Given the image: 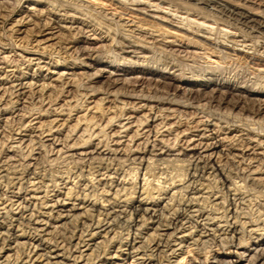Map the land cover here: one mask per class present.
I'll return each instance as SVG.
<instances>
[{
    "label": "bare ground",
    "instance_id": "6f19581e",
    "mask_svg": "<svg viewBox=\"0 0 264 264\" xmlns=\"http://www.w3.org/2000/svg\"><path fill=\"white\" fill-rule=\"evenodd\" d=\"M19 1H21L18 11L19 16L12 20L8 29L11 30V33L16 31L18 35L31 30L36 31L35 37L40 39L34 42H36V45L44 46L42 50L45 51L48 47L50 48L48 43L60 40L66 33L71 37L87 34L90 27H88L86 16L93 17V15H96L95 17H97L100 15L101 19H98L102 22L100 24L99 21L97 24L95 20L98 27L96 29L92 25V32L105 30L101 34L110 39L109 47L108 44H103L98 49L90 47V45H79V47L76 45L77 48L73 52L75 53L73 55H76L74 56L75 60L71 63L64 60L63 69L93 70L95 71L94 79L102 78L106 80L112 86V89L118 85H131V88L134 87L132 90L125 89V92L106 90L107 92L103 93L105 97L102 96L103 98L98 100L99 103H95L98 109L99 106L101 108L102 104H113L112 101H109L112 98L118 104H113V109H120L125 113L128 110L135 114L138 113L137 111H148L147 114L149 115L141 116L142 119L141 117L139 119L136 116L125 118L127 116L125 113V115L121 113L119 116L116 113L114 117L108 118V114L107 118L104 119L105 125L100 126V128H103L97 130L98 133H95L92 127L97 125L92 121L94 117L85 120V114L76 118L67 115L65 122L74 121L75 123L71 126H65L68 134L64 135V139H62L63 134L61 130H58L59 125L57 130L53 131L54 123L57 121L52 120L45 124L40 123V120L52 116L51 113L59 115L64 109L70 113L75 109L85 112L88 110L93 111L94 108L90 110L88 106L84 110L80 109L87 99L96 95V90L91 87V90L88 89L91 94L77 95L85 100L83 103L82 101L77 100L76 102V100L70 99L66 102L62 101L63 105H60L56 103L59 95L55 94V89L63 90L64 88L73 87L71 83L74 80L70 76L73 77L78 74L51 71L48 72L50 76L46 77L39 75V73L29 75L22 72L18 69L20 65L18 67L13 66L17 70L6 71V69L0 68V138L3 139V133L6 132L4 131L5 127H9L6 126L8 122L31 119V121H27V124L24 123L17 129L18 131L16 130L17 133L14 134L19 136L18 138H11L9 141V138L5 135L6 141L8 138L9 142L7 145L4 143L0 145V206H2L0 207L2 212L0 218L2 220L0 222V264H63L64 258L67 260L72 258V261L68 264H95L96 260L100 261V264H110L111 261L120 259V264H145V262H148L147 264H163L165 261L168 262L167 264H171L170 256L174 257L176 251L185 248L189 240L192 244L188 245L185 252L182 251V254L180 251L178 255L180 258L176 264H186L188 262L190 264H264V235L253 237L256 232H247L245 227L248 223L254 225L260 220L261 216L258 215L257 219L251 217L252 221L242 223L240 216L246 213H238L239 206L237 204V201H239V205L243 202L246 194L253 193L254 196L264 197V178L262 177L264 176V147L261 146V143L257 142V146L261 150L263 149V153H258L253 148H247L246 144L245 147L240 145L245 140L242 136L236 139H220L218 136L220 128L217 127V123H213V120L209 119L210 117L206 118L205 116H203L205 118L201 117L202 119L199 117L201 120L195 124L197 130L200 127L203 128L200 130L203 132L200 141L197 143L194 142L197 140H189L187 142L189 145L186 148L180 147L175 151V147L171 146L173 142L171 145L169 144L170 147L168 145L169 140L163 138L159 140V137H162L163 134L161 128L164 127L161 118L165 121L166 119H172L169 116H172L173 113L178 114L177 116L182 114L181 111L160 107L169 103L170 106H179L178 103L176 104L177 95H175L179 88L177 89L173 84L174 79L178 76L183 78L182 81L184 82L182 83L186 86L183 89L186 95L184 97H188L191 102L197 98H203L202 100L208 98L207 102L209 104L212 100L218 99V102L231 103L234 109L240 108L243 110L246 107H240V105L248 101L256 104L259 115L264 113V90L260 89L263 86L259 88L250 87L254 91H247L248 89H245L246 85L245 87H232L224 84L228 80H219V78H215L216 74L196 76L192 72L187 77H184V74L174 75L175 72L181 70L182 62L187 60L199 61L198 58L200 57H197L199 55V53H196L197 49L210 51L218 58L224 56H252L258 61H263L264 54L254 55L257 52L250 53V51H252V45L256 41L264 47V0H93L98 4L117 2L120 5L121 13L108 15L101 9L97 10L100 6L97 8L86 0ZM9 5L10 0H0V24L12 17L9 14L7 16ZM129 6L136 8L131 7L133 9L131 10ZM145 6L153 9L147 10ZM38 7H42V9ZM125 15H134L135 18L133 17L134 19L127 21L124 18ZM81 17L87 20V25L84 26L85 21ZM216 33H223L224 41L214 38ZM107 38L104 37V41ZM85 40L80 43H87ZM38 45L37 47H39ZM5 48H7V45ZM65 50L68 51V49ZM125 53L132 54L138 61H142L143 65L131 67V62L121 57ZM81 54L86 55L89 59L94 58L92 63L80 62L78 65L75 64ZM0 59L3 61L0 63H4L7 67H11L12 63H17L16 61L7 60L6 57ZM41 59H36L38 63L35 65L38 72L45 69L39 65L44 63L41 62ZM245 59L247 60V58ZM149 60L154 64L156 63V65L149 66L148 63L145 64ZM221 60L223 59L221 58ZM228 60L230 59L228 58ZM27 62L31 64L32 61L27 60ZM186 65L189 68L188 70L194 71L195 65H188V63ZM44 71L49 70L46 68ZM260 72H262L261 75H264V71L260 70ZM169 75H172V78ZM191 80H198V84L194 85L195 83ZM258 80H261V78ZM221 81H223L222 84ZM142 84H147L149 88L153 86L155 89H163L172 93L164 98V96H156V94H144L143 91H140L142 89L136 91L135 87L139 88ZM68 94L70 95V93ZM119 97L129 102L118 101ZM169 97L172 99H168ZM169 100L170 102H163ZM172 100L175 103L171 104ZM143 102L146 103L142 105ZM183 104L181 103L179 107L195 111L197 108L200 109L196 105H187L191 103H186L187 106L185 104L183 106ZM65 106L66 108H64ZM79 107L81 108L79 109ZM98 109L96 114H99ZM104 110L101 108L98 115L100 118L102 115L104 116ZM185 116L183 117L185 118ZM81 118H85L84 121ZM35 120H39V122H35ZM124 121H126L125 124ZM179 122L168 125L167 129L164 127L163 132H168L171 135L170 130L173 127L175 128L176 124L178 126ZM116 123L118 124L116 125ZM252 125L255 124L252 123ZM82 126H84L83 130H81ZM77 127H80L79 130L82 131L81 138L79 136L76 139V141L79 139L80 141L78 143L75 141L69 146L66 144L68 142L66 139L75 136L73 139H69L70 141L75 140ZM112 127L117 128V131L112 130ZM141 127H146L147 130L140 133L143 130L140 129ZM215 127L218 129H215ZM191 128L193 127H187V130ZM110 129L115 132L113 134H111L112 131L106 133ZM133 129L135 130L133 131ZM104 130L106 131L104 132ZM197 130L193 132H197ZM131 132L132 134L129 136ZM247 132L255 136L258 135L255 134V128ZM178 135L179 133L173 140L174 142L177 141ZM262 135L259 134L258 136L261 137ZM194 136L198 137L199 135H192V137ZM112 138H117L115 143ZM123 138H126L127 141L120 142ZM138 139L143 140V143L133 148L134 145L131 144ZM92 140H97L98 143L93 145ZM225 142L226 144H224ZM174 145H177V143H173ZM36 150L38 152L35 153ZM250 150H253V152L251 154L247 153ZM223 151L228 152L225 157L229 163L241 166L239 172L241 175H238V172H235L236 170L232 174L228 167L226 168L227 161L222 164L220 159L223 158ZM232 152H238V154L235 155ZM42 154L44 158L46 157V160L42 158ZM63 154L66 155L62 158ZM52 156H55L54 159L47 160L48 157ZM235 158H239V160L235 161ZM57 159H61L58 163L63 160V163H68L67 165L71 166L69 171L66 170L58 178L53 176L56 169L53 172L48 171L50 168L48 163H55L54 161ZM128 162H130L131 167L128 168L129 172H126L127 175L125 176L124 168ZM254 163L257 165L254 166ZM157 170L159 173H155ZM106 173V177L109 178L113 175L112 179L116 176H118L117 179L122 177L123 180L125 177H130V189L125 188L124 182H121L120 191H115L112 194L113 197L103 200V196L99 197L98 191L94 190V181L98 176H105ZM165 174H167L165 179L163 178L164 180L160 181V178ZM168 175H170V178ZM47 178L53 188L51 192L54 189L58 191L60 189L58 182H64V180L69 181L70 187L66 189L63 195H54L52 199H48L50 191L46 182ZM83 179L91 184L90 188L93 190L90 194L87 193V185L82 184L84 189H80L78 185L81 180L84 182ZM36 180L39 181L35 183ZM75 180L77 181L75 182ZM237 180L239 181L237 182ZM100 182V180L97 181V183ZM141 182L143 183L142 186H140ZM154 182L159 185H154ZM31 184L32 187H35V191L44 188L42 191L44 196L39 200L41 202L36 204L35 200L34 203H31L34 210H28L29 202L36 199L33 197L35 193L28 191ZM108 185L112 186V180L104 182L102 193L108 194L109 189L108 191L104 190ZM169 188L171 189L168 191ZM173 190L177 191L174 192ZM171 191H173L172 194H170ZM121 192L122 194L125 192L122 206L119 202ZM153 192H156V194L153 195ZM135 194H138V196L136 200H133L132 197ZM189 194H207V197L196 200L198 198L192 199ZM215 195H220V202L217 199L211 201V198ZM163 196L165 197L163 198ZM90 198H93V204L92 202L87 204ZM68 200H72V202L66 203ZM160 200H162L161 203ZM77 201L79 202L76 203ZM14 207L16 208L13 209ZM36 207L38 208L35 209ZM207 208H210L211 213H219L220 211L222 213L218 218H208L210 215L207 214L206 220L224 219L225 228H220L219 225L207 226L206 228L205 224L198 222L204 216L203 212L205 213ZM26 211L31 212L24 217ZM191 213L198 215L193 217ZM149 225H152L150 228L152 233L147 235V232L143 236V231H146ZM258 230L261 229L257 228ZM123 232L125 234L121 235ZM177 234H181V238H175ZM110 235H113V237L109 239ZM99 238L103 239L100 244L96 243ZM115 238L118 247L111 253L110 249L113 248L111 243ZM177 241L178 243H176ZM213 245L218 247V254L212 257V262L208 260L209 252L206 251L202 259H199V254L191 256L188 261L182 256L193 254L192 246H196V249L204 247L202 248L203 251V249H210ZM251 246L254 247L251 248ZM81 247L85 248L84 252L80 251ZM72 249L74 253L79 249L77 250V256L72 253ZM239 250L243 251L239 253ZM224 251L226 253L223 254ZM101 257L102 260H100ZM136 257L137 259L134 261ZM130 259L133 261H130ZM125 260L127 261L125 262Z\"/></svg>",
    "mask_w": 264,
    "mask_h": 264
},
{
    "label": "rangeland",
    "instance_id": "374dc122",
    "mask_svg": "<svg viewBox=\"0 0 264 264\" xmlns=\"http://www.w3.org/2000/svg\"><path fill=\"white\" fill-rule=\"evenodd\" d=\"M86 1H88V3H90L91 5H93V6H96L97 8H99L98 6H100V8L99 9H97V10H102V11H104L105 13H107V15L108 14H111V13H116V14H118L117 12H119V13H121L122 11L119 9L120 8V5L119 4H117V2L115 3V2H112V4H110V2H103V4H101V3H96V2H93V0H86ZM20 2L21 1H19V0H10V5H9V8L7 9V16H8V14L9 15H12V17L11 18H9L6 22H4V23H2V24H0V25H2V26H0V43H2V44H0V58H2V57H6L7 58V60H11V61H16L17 63L16 64H14V63H12V65H11V67H7L4 63H0V68H3V69H6V71L7 70H17V68H14L13 66L14 65H16V67H18L19 65V70H21L22 72H25V73H27V74H29V75H32V74H34V73H36V74H38L39 73V75H44V76H46V77H49L50 75H49V73L48 72H51V71H54V72H57V73H68V74H71V73H75V74H78V75H76V76H70L71 77V79H73L74 81L71 83V85L73 86V87H69V88H64L63 90H58V89H55V94L58 96V100L56 101V103H58V104H60V105H63V103H62V101H64V102H66V101H68V100H70V99H72V100H76V102H77V100L80 102V101H82V103H83V101H85L84 99L82 100V97H78L79 95H82L83 93H84V95L86 94V93H88V95H89V91L91 90V87H93V89H95L96 90V92L97 93H95L96 95H94L93 97H90L89 99H87L86 100V103H84L83 104V107L81 108V107H79V109L80 110H84L85 108H86V106H88V108H90V110L92 109V108H94V109H92L93 111H78V110H76L75 109V111H71V113L70 112H67L68 110H63L62 111V113L61 114H59V115H57L56 113H51L52 114V116H50V117H44L42 120H40V123H47L48 121L50 122V121H52V120H55V121H57L56 123H54L55 124V127H54V129H53V131H55V130H57V127H58V125L60 126L59 128H58V130H61V133L63 134V138L62 139H64V135H66V134H68V132L66 131V129L67 128H65V126H71V125H74V121L73 122H65V119H67V115H71V117L72 118H76V117H82L84 114V116H85V118H81V120H83L84 121V119L85 120H89L90 118H93L92 119V121L94 122V123H96L97 125H95V126H92L93 128H94V132L95 133H98V131H99V129H101V128H103V127H101L100 128V126H104L105 124H104V119L105 118H110V117H114V115L117 113L118 114V116L122 113L123 115H127L125 118H127L128 116H132V117H137V118H139L140 119V117L141 116H146V115H149V114H147L148 113V111L146 112V111H137L138 113H132V112H129L128 110L126 111V113H125V111L123 112V111H121L120 109H113L112 107H114V105H118V104H116L115 103V101H113V99L112 98H110L109 99V101H112L113 102V104L111 103V104H102L101 105V108L102 109H105L104 111H105V114H104V116L102 115V117L100 118L98 115L100 114V112H101V108H100V106H99V109H100V111H99V109H98V107L97 106H95V103L97 102V104L99 103L98 102V100L99 99H101V98H103V97H105V96H103V93H105V92H107L106 90H109V91H117V92H125V89L126 90H132V88L134 89V87H132L131 88V85H126V86H122V85H118V86H116L115 88H111L112 86L106 81V80H104V79H94V74H95V71H91V70H81V69H78V68H75L74 70H66V69H63L64 67H63V62H64V60H66L68 63H71L72 61H74L75 60V57L74 56H76V55H73V54H75V53H73L74 52V49L75 48H77V47H79V45L80 46H82V45H90V47H94V48H96V49H98V48H100L103 44L104 45H106V44H108V47H109V45H110V39L109 38H107L106 36H104V34H101L102 32H104L105 30H103V31H99V30H96V32H92V30H93V26H95L94 28H96V27H98L97 26V22H99L100 21V24H101V16L100 15H98L97 17H95L96 15H93V17L92 16H86L88 19V27H90V28H88V33L87 34H82V35H79V37L78 36H74V37H71V35H67V33L64 35V36H62L61 38H60V40H55V41H52V42H50V43H48L49 45H50V48L48 47L47 49H46V51L45 50H42V48L44 47V46H39L38 44V46L40 47H37V45H36V42H34V41H38V39H40V38H37V37H35V34H36V31H34V30H31V31H29V32H26V33H24V34H20V35H18V33L16 32V31H14V32H12L11 33V30H9L8 28H10V26H11V22H12V20L14 19V18H18V11H19V9H20ZM105 4V5H104ZM109 4V5H108ZM25 5V4H24ZM131 7L133 8V9H135L136 7H134V6H129V9H131ZM143 7V6H142ZM39 9H42V7H38ZM114 8V9H113ZM133 9H131V10H133ZM145 9H147V10H152L153 8H146V6H145ZM116 10V12H114ZM84 16V17H85ZM130 16V17H129ZM84 17H81L83 20H84ZM86 17H85V19H86ZM96 19H95V18ZM134 17V15H125L124 16V18L128 21V20H132V18ZM89 18H92V19H89ZM98 18H100V19H98ZM135 18V17H134ZM133 18V19H134ZM87 20H84L85 22H84V26L85 25H87ZM93 20V21H92ZM95 20H96V23H95ZM90 21V22H89ZM91 22H94V23H91ZM93 25V26H92ZM6 29H8L7 31H6ZM97 29V28H96ZM4 32H3V31ZM31 32V33H30ZM10 33H11V35H10ZM27 33H28V35H27ZM33 33V34H32ZM16 34V35H15ZM30 34V35H29ZM102 36H101V35ZM199 34H201V33H199ZM222 34L223 33H216V36H214V38H217V39H219V40H221V41H224V36L222 37ZM27 35V36H26ZM86 35V36H85ZM9 36V37H8ZM33 36V37H32ZM67 36V37H66ZM28 37V38H27ZM71 37V38H70ZM107 38V39H105V41H104V39L103 38ZM221 37V38H220ZM87 38V40H85ZM29 39V40H28ZM37 39V40H36ZM62 39V40H61ZM64 39V40H63ZM66 40H68V41H66ZM85 40V42H87V43H84V44H82V43H80V42H83ZM75 41V42H74ZM66 42V43H65ZM76 42H79V43H76ZM56 43V44H55ZM71 43V44H70ZM256 43H257V41H256ZM256 43H254L253 45H252V51H250V53L251 52H257V53H253L254 55H262V54H264V47L258 42L257 44ZM13 46H12V45ZM48 44H46V45H48ZM60 44V45H59ZM69 44V45H68ZM258 44H259V46H258ZM6 45H7V48H5L6 47ZM15 45V46H14ZM17 45H19V46H17ZM76 45H77V47H76ZM4 46V47H3ZM23 46V47H22ZM59 46V47H58ZM256 46V47H255ZM3 49H2V48ZM8 47H10V48H8ZM17 47V48H16ZM22 47V48H21ZM26 47V48H25ZM28 47V48H27ZM36 47V48H35ZM74 47V48H73ZM14 48H16V49H14ZM38 48V49H37ZM257 48V49H256ZM262 48V49H261ZM8 49V50H7ZM11 49H12V51H11ZM23 49V50H22ZM65 49H68V51L66 52V50ZM238 49H239V47H238ZM35 50H37V51H35ZM65 50V51H64ZM42 51H43V53H42ZM39 52V53H38ZM46 52V53H45ZM69 52V53H68ZM261 52V54H259ZM66 53V54H65ZM71 53V55H69ZM196 53L198 54L199 53V55L197 56V57H200V58H198L199 59V61H196V60H198V59H196V60H194V61H196V62H192L191 60H187L186 62L184 61V62H182V66H181V70H179L178 72H175V76L176 75H178V74H184V77H187L190 73H192L193 72V74L194 75H212V74H216L215 75V78H219V80H223V81H227L226 83L224 82V84H228L229 86H232V87H235V86H243V87H245V85H246V90L247 91H254L253 89H251L250 87H262L263 86V88H260V89H263L264 90V75H261L262 74V72H260V70L261 71H264V60L263 61H258V59H255V58H252V56L250 57V56H242V57H240V56H229V57H219L218 58V56L217 55H215L214 53H211L210 51H204V50H199V49H197L196 50ZM40 54H42V55H40ZM17 55V56H16ZM51 55V56H50ZM72 55H73V57H72ZM82 55V56H81ZM81 55H79V57H78V59L75 61V64H77L78 65V63H80V62H85V63H92V60L94 59V58H92V59H89L86 55H84V54H81ZM203 55V56H202ZM19 56V57H18ZM69 56H70V58H69ZM21 57V58H20ZM72 57V58H71ZM122 58H125V60H127V61H129V62H131V64H130V66L131 67H138L139 65H143L142 63V61H138V59H136V58H134V56L132 55V54H124V55H122L121 56ZM233 57V58H232ZM235 57V58H234ZM240 57V58H239ZM37 58H42L41 59V62H44L43 64H39L40 65V67L42 66V67H44L45 69L47 68L49 71H44L45 69H43L42 71H37V66L35 65V64H37L38 63V61L36 60ZM65 58V59H64ZM69 58V59H68ZM203 60H202V59ZM221 58L223 59V60H221ZM226 58H227V60H226ZM228 58L230 59V60H228ZM244 60H246L245 58H247V60L246 61H244ZM250 58V59H249ZM15 59V60H14ZM23 59V60H22ZM80 59H82V60H80ZM201 59V60H200ZM240 59V60H239ZM255 59V60H254ZM27 60H31L32 62H31V64H29V62H27L26 63V61ZM80 60V61H79ZM84 60V61H83ZM254 60V61H253ZM257 60V61H256ZM25 61V62H24ZM127 61H125V63H127ZM0 62H3V61H1V59H0ZM133 62V63H132ZM192 62V63H191ZM224 62V63H223ZM246 62V63H245ZM247 62H249V63H247ZM263 62V63H262ZM49 63V64H48ZM146 63H148L149 64V66H155L156 65V63L154 64L152 61H148V62H145V64ZM188 63V65L189 64H191V65H195L194 66V71H192L191 69L190 70H188L189 68L187 67V64ZM193 63H195V64H193ZM197 63V64H196ZM256 65H254V64ZM260 63H262V64H260ZM48 64V65H47ZM185 64V65H184ZM229 64V65H228ZM46 65V66H45ZM127 66H128V64H127ZM197 66V67H196ZM260 66V67H259ZM129 67V66H128ZM183 67V68H182ZM187 67V68H186ZM184 68H186V69H184ZM244 68V69H243ZM203 69V71H201ZM196 70V71H195ZM200 70V71H199ZM191 71V72H190ZM198 71V72H197ZM255 71V72H254ZM187 72H189V73H187ZM252 72V73H251ZM254 72V73H253ZM251 73V74H250ZM81 74V75H80ZM88 74V75H87ZM250 74V75H249ZM264 74V73H263ZM173 75V76H174ZM259 75V76H258ZM82 76V77H81ZM136 76V75H135ZM135 76H133V77H135ZM251 76V77H250ZM252 76H254V77H252ZM256 76V77H255ZM67 77H69V76H67ZM91 77V78H90ZM169 77H171L172 78V75L170 76L169 75ZM90 78V79H89ZM260 79L261 78V80H258V79ZM253 79H254V81H253ZM255 79H256V81H255ZM263 79V80H262ZM175 81L173 82V84H174V86L179 90L178 92H175L176 94L175 95H177L176 96V100H177V102H176V104L178 103V105L179 106H181V103L183 104V101H184V99H185V101H184V104L186 105V103H191V104H187L188 106H199L200 107V109L199 108H197L196 109V111H197V114H196V111L195 110H193V109H184V108H181V107H179V106H170L169 104H165V105H161L160 107H163L164 109H168V110H175V111H178V112H180L181 111V113L182 114H179V116H177L176 114H171L172 116H169V118H172V119H170V120H168V119H166L165 121H164V119L163 118H161L162 120H161V122H163V126L167 129L168 128V125L170 126L171 124H174L175 122H177V121H180L179 122V124H178V126H177V124L175 125L176 127L174 128H172L171 130H170V132H172L171 133V135H169V133L168 132H163V130L165 129L164 127H162L161 128V132L163 133L162 134V137H159V140L160 139H166V140H169L168 142V145L170 144L171 145V143L173 142V143H177V145H174L173 146V143H172V147H175L174 148V150L176 149H179L180 147H182V148H186L187 147V145H189L187 142H189V140H197V141H194L195 143H197L198 141H200V138H201V136H202V132L203 131H200V130H202L203 128L202 127H200L198 130H197V125H195L196 123H197V121H199V120H201L202 118H208V117H210L209 119L210 120H213V123H217V127L218 128H220V130H219V133H218V136L220 137V139H224V138H228V139H236V138H238L239 136H242L245 140L243 141V144H241L240 143V145H242V146H244L245 147V144H246V147L247 148H253V150L256 152V151H258V153H263V149L261 150L258 146H257V142L258 143H261V146L262 147H264V113H262V114H260L259 115V113L257 112V106H256V104L255 103H250V102H248V101H243V102H245V104L244 103H242L241 105H240V107H246V108H243V110H241L240 108H237V109H234L231 105V103H224L223 101L222 102H218L219 100L218 99H214V100H212L209 104H208V98H206V100H202L203 98H197V99H195L194 101L192 100V102H193V104H192V102L190 101V100H188V97H184V96H186L185 94H184V88H186V86L182 83V82H184V81H182L183 80V78H181V77H176V79H174ZM252 80V81H251ZM102 81V82H101ZM191 81H193V83H195L194 85H197L198 84V80H191ZM223 81H221V84L223 83ZM82 82H83V84H82ZM229 82V83H228ZM237 82V83H236ZM242 82V83H241ZM192 83V84H193ZM248 83V84H247ZM94 84V85H93ZM101 84V85H100ZM133 84V83H132ZM148 84V83H147ZM147 84H142L139 88H136L135 87V90L136 91H139L140 89H142V90H140V91H143V93L144 94H146V93H148V94H150V95H152V94H156V96H158V95H160V96H164V98H167L166 96L169 94H171L172 92H168V91H165V90H163V89H155L153 86H151L150 88L148 87V85ZM254 84V85H253ZM260 84V85H259ZM81 85V86H80ZM93 85V86H92ZM234 85V86H233ZM253 85V86H252ZM74 86H75V88H74ZM80 86V87H79ZM82 86H83V88H84V91H83V88H82ZM87 86V87H86ZM77 87H79V88H77ZM99 87V88H98ZM101 87V88H100ZM153 87V88H152ZM82 88V89H81ZM85 88H87V90H85ZM90 88V90H88ZM197 88V87H196ZM71 89V90H70ZM80 89H81V91H80ZM118 89V90H117ZM152 89V90H151ZM99 90V91H98ZM157 90V91H156ZM211 90V89H210ZM210 90H207V91H210ZM67 91H69L68 93H70V95L67 93ZM73 91H77L76 92V94H75V92H73ZM80 91V92H79ZM87 91V92H86ZM154 91V92H153ZM156 91V92H155ZM100 92V93H99ZM166 92V93H165ZM168 92V93H167ZM79 93H81V94H79ZM208 93H210V92H208ZM91 94V93H90ZM68 95V96H67ZM74 97V98H76V99H74L72 96ZM74 95H76V96H74ZM78 95V96H77ZM66 96V97H65ZM83 96V95H82ZM103 96V97H102ZM78 98V99H77ZM184 98V99H183ZM81 99V100H80ZM168 99H172L171 97H169ZM255 99H257V98H255ZM72 100H71V102H72ZM118 101L120 100V101H126V102H129L128 100H126V99H124V98H121V97H119L118 99H117ZM179 100V101H178ZM186 100H188V101H186ZM197 101V102H196ZM199 101V102H198ZM203 101H205L206 103H204ZM163 102H170V100L169 101H163ZM173 100L171 101V104H173ZM181 102V103H180ZM196 102V103H195ZM200 102H202V103H200ZM146 102H143L142 103V105L143 104H145ZM175 103V102H174ZM212 103V104H211ZM183 104V106H185ZM65 105H70V104H65ZM73 105H75V104H73ZM111 105H113V106H111ZM153 105V104H152ZM154 105H156V104H154ZM186 105V106H187ZM248 105V106H247ZM57 107V106H56ZM59 107V106H58ZM57 107V108H58ZM96 107H97V109H98V112H99V114H96V112H97V109H96ZM64 108H66V106L64 107ZM119 108H120V105H119ZM46 109V107L44 108V110ZM110 110V111H107V110ZM177 109V110H176ZM179 109V110H178ZM181 109V110H180ZM205 110V111H202V110ZM239 109V110H238ZM245 109V110H244ZM248 109V110H247ZM121 112H120V111ZM183 110V111H182ZM200 112H199V111ZM60 111V110H59ZM212 111V112H211ZM107 112V113H106ZM113 114H112V113ZM177 112V113H178ZM202 112V113H201ZM205 112V113H204ZM253 113V114H251V113ZM264 112V111H263ZM93 113H95V114H93ZM125 113V114H124ZM186 113V114H185ZM204 113V114H203ZM215 113V114H214ZM109 114V115H108ZM201 116H200V115ZM219 116H218V115ZM108 115V116H107ZM165 115H166V113H165ZM168 115V114H167ZM186 115V116H185ZM199 115V116H198ZM107 116V117H106ZM117 116V117H118ZM183 116H185V118L182 117ZM203 116H205V117H203ZM173 117H174V119H173ZM176 117V118H175ZM191 117V118H190ZM201 119H200V118ZM211 117H213V118H215V119H213V118H211ZM221 117V119H219ZM124 118V119H125ZM179 118H182V119H179ZM196 118H199V119H196ZM218 118V119H217ZM141 119H142V117H141ZM191 119V120H190ZM217 119V120H216ZM225 119V120H224ZM31 121V119H24V120H21V121H19V122H17V121H15V122H8L7 123V125L6 126H11V128H9V127H5L6 129L4 130V131H8L9 133H6V132H4L3 133V135H4V137H3V135H2V137H3V139H1V141H0V145L2 144V143H4V144H8V142L11 140V138H18L19 136H15V132H16V130L17 129H19L24 123L25 124H27V121ZM64 120V121H63ZM116 120H118V119H116ZM184 120H185V122H184ZM219 120V121H218ZM237 120V121H236ZM250 120V121H249ZM252 120H254V121H252ZM97 121V122H96ZM232 121H234V122H232ZM248 121V122H247ZM35 122H39V120H35ZM64 123V125H62L63 123ZM165 122V123H164ZM187 122V123H186ZM227 122V123H226ZM250 122H251V124H250ZM254 122H257V123H254ZM126 123V121H124V124ZM158 123H160V122H158ZM157 123V124H158ZM252 123L253 124H255V125H252ZM17 124V125H16ZM32 124H34V122H32ZM44 124V125H45ZM118 123H116V125H117ZM166 124H167V127H166ZM229 124V125H228ZM233 124V125H232ZM245 125L246 127L244 128V126L243 125ZM249 126H248V125ZM62 125V126H61ZM216 125V124H215ZM90 126V127H91ZM193 127V128H191L190 130H187V127ZM232 126H237L238 128H235V127H232ZM242 126V127H241ZM17 127V128H16ZM194 127H195V129H194ZM217 127H215V129H218ZM240 127V128H239ZM262 128V129H260V128ZM80 128V127H79ZM79 128L77 127V129H76V132H75V135H76V138H75V140L74 141H70L71 139H73L75 136H71V137H69V139H66V140H68V142L66 143V144H68L69 146L70 145H72V143H74L75 141H76V139H77V137H79L81 134H82V131L81 130H83L84 129V126H82V128H81V130H79ZM97 128V129H96ZM244 128V130L242 131V129ZM251 128H252V130H254V128H255V134H260V135H262V133H263V135L260 137V136H258V135H254V134H252V133H248L247 131H252L251 130ZM257 128H259V129H257ZM15 129V130H14ZM112 130H115V131H117V128H111ZM107 130V132L106 133H110L112 130ZM140 129H143L140 133H142V132H145L146 130H147V128L146 127H141ZM250 129V130H249ZM14 132H13V131ZM98 130V131H97ZM135 129H133V131H134ZM176 130V131H175ZM186 130V131H185ZM194 130H197V132H193ZM239 130H241V131H239ZM261 130V131H260ZM18 131V130H17ZM106 130H104V132H105ZM115 131H112L111 132V134H113ZM217 131V130H216ZM13 133V135H12V133ZM183 132H185V133H183ZM259 132V133H258ZM17 133V132H16ZM179 133V135L177 136L178 137V139H177V141L176 142H174L173 140L176 138V135ZM189 133H191V134H189ZM254 133V132H253ZM11 134V135H10ZM24 134V133H23ZM74 134V133H73ZM90 134V133H89ZM132 134V132L129 134V136ZM185 134V135H184ZM243 134V135H242ZM9 138V141H8V138H7V141H6V136ZM184 135V136H183ZM192 135H199L198 137H192ZM10 136V137H9ZM15 136V137H14ZM143 136V135H142ZM241 137V138H242ZM51 138V137H50ZM80 138H81V136H80ZM168 138V139H167ZM85 139H86V136H85ZM100 140V139H99ZM112 140H113V142L115 143V141L117 140V138H112ZM78 141H80V139L78 140ZM78 141H76L77 143H78ZM123 141H127V139L126 138H123V139H121V141L120 142H123ZM203 142H206V141H203ZM92 143H93V145H95V144H97L98 143V141L97 140H92ZM129 143V142H128ZM134 143H136V144H134ZM134 143H132L131 145L133 146V148H135V146L136 145H138V144H142L143 143V140H141V139H138L137 141H134ZM113 144V143H112ZM125 144H127V143H125ZM224 144H226V142L224 143ZM5 145V146H6ZM169 145V146H170ZM132 146H130V147H132ZM170 146V147H171ZM179 146V147H178ZM129 147V148H130ZM258 147V148H257ZM241 148H243V147H241ZM57 150V149H56ZM56 150H55V152H56ZM175 150V151H176ZM223 150H226V149H223ZM253 150H250L249 152H247V153H249V154H251L252 152H253ZM36 152H38L37 150L35 151V153ZM224 153H222V154H224L223 155V158H221L220 160H222V164L223 163H225L227 160H226V155H227V153L228 152H225V151H223ZM69 153H71V152H69ZM232 154H235V155H237L238 154V152H232ZM50 155V154H49ZM48 155V156H49ZM64 155H66V154H63V156H62V158L64 157ZM42 158L44 159V160H46V157L44 158V155L42 154ZM54 157L55 156H52V157H48L47 158V160H49L50 158L51 159H54ZM259 157V156H258ZM43 159H42V161H43ZM225 159V160H224ZM239 160V158H235V161H238ZM57 161V162H56ZM56 161H54L55 163H53V162H51V163H48V164H50V165H48L50 168H49V170L48 171H50V172H53L55 169V171L56 172H53V176L54 177H59V176H61L62 175V173H64V172H66V170L67 171H69L70 170V165H67L68 163H63V160H62V162H60L61 164H63V165H65L66 167H68V168H66L65 166H63V165H61L60 163H58V161H61V159H57ZM45 162H47V161H45ZM53 163V164H52ZM60 164V165H59ZM52 165H54V166H52ZM58 165V166H57ZM126 166H125V168H124V175L126 176L127 174H126V172L128 173L129 171H128V168H130L131 166H130V162H128L127 164H125ZM128 165H129V167H128ZM235 165V164H234ZM233 164H231V163H229L228 161H227V164H226V168L228 167V170L230 171V172H232V174H234V171L237 173L238 172V175L240 174L239 172H240V167L241 166H237V165H235L236 166V169H235V166H234ZM254 166L255 165H257L256 163H254L253 164ZM60 166V167H59ZM59 167V168H58ZM52 168V169H51ZM61 168H63L62 170H61ZM234 169V170H233ZM239 170V171H238ZM63 171V172H62ZM158 171V170H157ZM157 171H155V173H159V171L157 172ZM58 172V173H57ZM103 173V172H102ZM235 173V174H236ZM56 174V175H55ZM58 174V175H57ZM61 174V175H60ZM166 175L167 174H165L164 176H162V178H160V181H163L164 179H165V177H166ZM241 175V174H240ZM107 176V173H106V175L105 176H98L97 177V179L94 181V183H95V189L94 190H97L98 191V196L99 197H101V196H103V200H106V199H108V198H110V197H113L112 196V194L115 192V191H120V189H121V182H124V185H125V188H127V189H130V186H129V179H130V177H125L124 178V180H123V178L121 177V178H119V179H117V177L118 176H116L115 178H113L112 179V177H113V175L112 176H110V178L109 177H106ZM168 177L170 178V175H168ZM167 177V179H169ZM263 178H264V176H262ZM141 179H142V177H140ZM164 178V179H163ZM48 179V178H47ZM46 179V182H47V185L49 186V191H50V193H49V196H48V199H52L53 198V196L54 195H58V194H61V195H63L64 193H65V191H66V189L67 188H69L70 187V185H69V181L68 180H64V182H58L60 185H59V187H60V189L57 191L56 189H54V191L53 192H51L52 190H53V188L50 186L51 184L48 182L49 181V179L47 180ZM98 180H100L101 182V184L100 183H97V181ZM108 180H112V186L110 187L109 185H108V187H106V188H104V190L105 191H108V189H109V192H108V194H104V192L102 193V187H104L103 186V184H104V182L105 181H108ZM151 180V178L149 179V181ZM37 181H39V180H36L35 181V183H37ZM70 181H72V180H70ZM77 180H75V182H76ZM83 181L84 182H82V180H81V182L78 184L79 186H80V189H84V185H87V188H86V190H88L87 191V193H91L92 192V188H90L91 187V184H88V182H86V180L85 179H83ZM117 181V182H116ZM239 180H237V182H238ZM67 182V183H66ZM84 183V185L82 186V184ZM69 186H68V185ZM154 185H159L157 182H154L153 183ZM241 184V183H240ZM239 184V185H240ZM37 185V184H36ZM39 185V184H38ZM66 185V187L64 188V186ZM96 185H97V187H96ZM116 185H117V187H116ZM120 185V186H119ZM143 185V183L141 182L140 183V186H142ZM33 185L31 184L28 188V191L29 192H31V193H35V196H33L34 198H36V199H32L29 203V208H28V210L30 209V210H34V208H33V205H31V203H34V201L36 200V204H39V202H41V201H39V200H41L42 198H43V189L44 188H42L41 190H39V191H35V187H32ZM37 187V186H36ZM90 188V189H89ZM171 188H169L168 189V191L170 190ZM137 191H138V189H137ZM167 191V192H168ZM174 192L175 191H177V190H173ZM173 191H171L170 192V194H172L173 193ZM154 194L153 195H155L156 194V192H153ZM124 194H125V192H123V194H122V192L120 193V197H121V199H120V201L119 202H121V206L124 204V203H122L124 200L123 199H125L123 196H124ZM251 194H252V197H251ZM31 196V195H30ZM137 196H138V194H135V195H133V200H136V198H137ZM187 196H188V194H187ZM186 196V197H187ZM29 197V196H28ZM28 197H27V199H28ZM165 196H163V198H164ZM189 197H191L192 199H196V198H198V199H196V200H199V199H201V198H205V197H207V194H196V195H191V194H189ZM255 197H257V198H255ZM259 197V198H258ZM238 198V197H237ZM214 199H217L218 200V202H220L221 200H219L220 199V195H215V196H213V198H211V201L212 200H214ZM14 201H16V200H14ZM161 201L162 200H160V203H161ZM38 202V203H37ZM72 202V200L71 201H66V203H71ZM79 201H77L76 203H78ZM92 202V204L94 203V201H93V198H90L89 200H88V203L87 204H89V203H91ZM0 203H1V201H0ZM147 203H149V202H147ZM7 205L9 204V203H6ZM50 204V203H49ZM98 204V203H97ZM192 204H195V203H192ZM237 204H238V206H239V209H238V213L239 212H244V213H246V214H244V215H242V216H240V220H241V222L243 223V222H245V223H248L249 221H252L253 219H257V217H258V215H259V217H260V220L258 221V222H256V223H254V225H251V223H248V224H246V230H247V232H252V231H255L256 233H254V235H253V237H255V236H260V235H264V197L262 196V197H260V196H254L253 195V193H250V195H245L244 196V200H243V202L239 205V201H237ZM106 205V204H105ZM196 205V204H195ZM32 206V207H31ZM0 207H2V206H0ZM16 207H14L13 209H15ZM38 207H36L35 209H37ZM192 210V209H191ZM42 211H46V210H42ZM55 211V210H54ZM0 212H1V210H0ZM30 212L31 211H26L25 212V214H24V217H26L27 215H29L30 214ZM222 212L220 211L219 213L218 212H216V213H211L210 212V208H207L206 210H205V213L203 212V214H204V216L202 217V218H200V220L198 221V222H202L201 224H205V226H206V228H207V226H209V227H212V225H219V227L220 228H225V224H224V219H215L214 221L213 220H206V216H207V214L208 215H210L208 218H212V217H219L220 216V214H221ZM248 214V215H247ZM191 215L194 217H197V215L198 214H196V213H191ZM248 216V217H247ZM2 217V212L0 213V218ZM253 219H252V218ZM250 218H251V220H250ZM231 219V218H230ZM229 219V220H230ZM2 220L0 219V222H1ZM219 223V224H218ZM211 225V226H210ZM152 227V225H149L148 226V229L147 230H149V231H143V236H145V234L147 233V235L148 234H150V233H152V230L150 229ZM260 228L261 230H258L257 231V228ZM188 227L186 226V229H187ZM210 229V228H209ZM253 229V230H252ZM199 230H200V228H199ZM198 230V231H199ZM116 232H118V233H120V231H118V230H116ZM178 233V232H177ZM125 233L123 232L121 235H124ZM220 234H221V232H220ZM253 234V233H252ZM120 236V235H119ZM180 236V237H179ZM181 234H177L176 235V237L175 238H181ZM111 237H113V235H110L109 236V239L111 238ZM117 241V239L115 238L113 241H112V243H111V246L113 247V248H111L110 249V252L112 253L114 250H115V248L116 247H118V242H116ZM138 241H140V239H138ZM204 241V240H203ZM101 242H103V239L102 238H99V239H97L96 240V243H98V244H100ZM176 243H178V241L176 242ZM190 244H192L191 243V240H189L188 242H187V245L185 246V248H183L182 250H178V251H176V254L174 255V257H171L170 256V262H171V264H176L177 263V261L179 260V254H180V251H181V254H182V251L183 252H185V250H186V248H187V246L188 245H190ZM248 247H250L249 245H248ZM252 247H254V246H251V248ZM177 249H178V247H176ZM202 248H204V247H199V249H196V246H192L191 247V249H192V251L194 252L193 254H191V255H187V254H184V255H182L183 257H185L186 258V260L188 261L189 259H191V256H196L197 254H199V259L201 258L202 259V257H204L203 255L205 254V251L206 252H209V254H208V260L210 261V262H212V257L214 256V255H216V254H218V247H214V245L209 249H206V250H204L203 249V251H202ZM190 249V250H191ZM196 249V250H195ZM77 250H79V249H77ZM76 250V251H77ZM84 250H85V248H80V251H83L84 252ZM75 251V253H74V251H73V249H72V253H74L76 256L78 255L77 253H78V251L76 252ZM198 251H200V252H198ZM243 250H239V253H241ZM219 252H221V251H219ZM223 254L224 253H226L225 251L224 252H222ZM201 255V256H200ZM60 256H61V253H60ZM221 257V256H220ZM64 258V257H63ZM106 258H107V256H106ZM135 259H137V257L136 258H134V261H135ZM66 260V261H65ZM100 260H102V257L100 258ZM121 260V259H120ZM120 260H113V261H111L110 262V264H120L121 263V261ZM234 260V259H233ZM72 261V258L70 259V260H67L66 258H64V260L62 261V263L63 264H68V263H70ZM127 260H125V262H126ZM130 261H133V260H131L130 259ZM140 261V260H139ZM143 261V260H142ZM208 261V262H209ZM100 264L101 262L100 261H95V264ZM148 262H145V264H147ZM168 262L167 261H165L163 264H167ZM186 264H190V262H188V263H186Z\"/></svg>",
    "mask_w": 264,
    "mask_h": 264
}]
</instances>
